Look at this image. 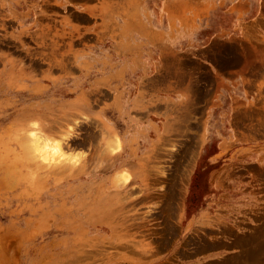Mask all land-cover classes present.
<instances>
[{"label":"rangeland","instance_id":"obj_1","mask_svg":"<svg viewBox=\"0 0 264 264\" xmlns=\"http://www.w3.org/2000/svg\"><path fill=\"white\" fill-rule=\"evenodd\" d=\"M0 264H264V0H0Z\"/></svg>","mask_w":264,"mask_h":264},{"label":"bare ground","instance_id":"obj_2","mask_svg":"<svg viewBox=\"0 0 264 264\" xmlns=\"http://www.w3.org/2000/svg\"><path fill=\"white\" fill-rule=\"evenodd\" d=\"M38 140H39V139H38ZM34 142L36 143L37 141H34ZM38 144H39V143H38ZM44 144H45V143H44ZM39 145H40V144H39ZM41 145H43V144H41ZM34 146H35V145H34ZM38 147L40 148V146H38ZM38 147H36V148H38ZM42 147H43V146H42ZM39 148H38V149H39ZM38 149H37V150H38ZM57 150H58V147H57L56 151H57ZM60 150H61V149H60ZM55 153H57V152H55Z\"/></svg>","mask_w":264,"mask_h":264}]
</instances>
